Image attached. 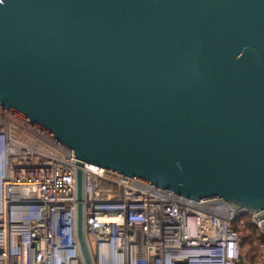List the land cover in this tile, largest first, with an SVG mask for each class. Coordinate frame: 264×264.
<instances>
[{
    "label": "water",
    "instance_id": "1",
    "mask_svg": "<svg viewBox=\"0 0 264 264\" xmlns=\"http://www.w3.org/2000/svg\"><path fill=\"white\" fill-rule=\"evenodd\" d=\"M0 106L84 163L264 229V0H0Z\"/></svg>",
    "mask_w": 264,
    "mask_h": 264
},
{
    "label": "built area",
    "instance_id": "2",
    "mask_svg": "<svg viewBox=\"0 0 264 264\" xmlns=\"http://www.w3.org/2000/svg\"><path fill=\"white\" fill-rule=\"evenodd\" d=\"M76 163L71 150L0 106V264H82ZM81 170L92 264H252L237 230L249 223L264 235L259 213L226 202L208 211L93 164ZM255 245V264H264V243Z\"/></svg>",
    "mask_w": 264,
    "mask_h": 264
},
{
    "label": "trees",
    "instance_id": "3",
    "mask_svg": "<svg viewBox=\"0 0 264 264\" xmlns=\"http://www.w3.org/2000/svg\"><path fill=\"white\" fill-rule=\"evenodd\" d=\"M242 238L241 249L243 252L242 258L248 260L251 263H255L257 258H259V251L254 246L255 241L264 243V235L260 234L258 229L246 224V228L242 230H237ZM249 258V259H247Z\"/></svg>",
    "mask_w": 264,
    "mask_h": 264
},
{
    "label": "rangeland",
    "instance_id": "4",
    "mask_svg": "<svg viewBox=\"0 0 264 264\" xmlns=\"http://www.w3.org/2000/svg\"><path fill=\"white\" fill-rule=\"evenodd\" d=\"M254 246L256 247V245L254 244ZM257 248V247H256ZM259 251V250H258ZM259 256H260V251H259ZM247 259H249V258H247ZM257 260H258V258H257ZM245 261H247V262H249L248 260H246L245 259ZM249 263H251V262H249ZM256 263V262H255ZM255 263H252V264H255Z\"/></svg>",
    "mask_w": 264,
    "mask_h": 264
},
{
    "label": "bare ground",
    "instance_id": "5",
    "mask_svg": "<svg viewBox=\"0 0 264 264\" xmlns=\"http://www.w3.org/2000/svg\"><path fill=\"white\" fill-rule=\"evenodd\" d=\"M14 260V259H13ZM15 261H17L16 259H15Z\"/></svg>",
    "mask_w": 264,
    "mask_h": 264
}]
</instances>
